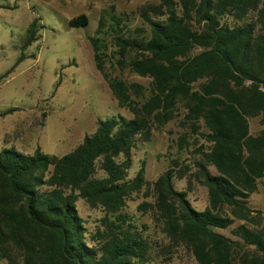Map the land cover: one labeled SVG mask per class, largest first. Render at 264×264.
<instances>
[{
	"label": "trees",
	"instance_id": "16d2710c",
	"mask_svg": "<svg viewBox=\"0 0 264 264\" xmlns=\"http://www.w3.org/2000/svg\"><path fill=\"white\" fill-rule=\"evenodd\" d=\"M139 15L149 26L144 36L126 35L120 16L111 14L116 61L151 78V94L141 104L130 95L137 85L109 79L119 104L134 117L98 119L96 129L61 156L39 147L32 154L0 150V264L145 261L148 237L122 210L126 196L145 183L144 168L132 179H126V169L136 141L147 140L155 123H166L178 110L206 143L197 169L209 205L195 209L176 188L169 167L150 189L158 225L172 245H185L200 264H264L261 216H251L247 205L264 176V0H160L141 6ZM87 23L84 13L68 20L73 27ZM34 25L35 20L29 42ZM91 42L101 69V40ZM252 117L261 125L255 134ZM97 164L104 176H95ZM78 197L106 212L91 242L76 208ZM235 218L243 222L230 228ZM229 228L235 238L219 232Z\"/></svg>",
	"mask_w": 264,
	"mask_h": 264
},
{
	"label": "rangeland",
	"instance_id": "374dc122",
	"mask_svg": "<svg viewBox=\"0 0 264 264\" xmlns=\"http://www.w3.org/2000/svg\"><path fill=\"white\" fill-rule=\"evenodd\" d=\"M159 1L0 0V113L13 108L0 115V150L13 147L32 154L39 147L48 155L61 156L73 150L85 134L92 133L98 119L134 117L130 108L119 104L109 79L137 85L130 95L134 103L141 104L151 94V78L116 61L111 14L120 16L119 28L126 35L144 36L149 26L140 17L139 9ZM81 13L88 16V23L70 26L68 20ZM33 20V40L29 42ZM94 37L102 43L101 69L91 42ZM20 55L22 61L8 72ZM174 115L162 125L155 123L149 138L138 139L130 151L126 179H132L143 166L145 183L126 196L122 210L143 230L151 245L147 259L139 264H200L185 245L170 243L152 213L151 185L169 167L175 171L176 188L186 192L195 209L203 210L209 205L207 186L197 169L198 151L206 143L183 123L181 110ZM249 124L252 134L261 128L258 117L249 118ZM207 168L216 173L213 165ZM104 175L97 164L95 176ZM75 204L90 241L91 234L101 228L106 212L100 204L92 205L83 197H78ZM247 205L253 210L251 216L260 214V227L264 228V176L257 180ZM241 222L235 218L230 228ZM230 228L219 232L235 238Z\"/></svg>",
	"mask_w": 264,
	"mask_h": 264
}]
</instances>
